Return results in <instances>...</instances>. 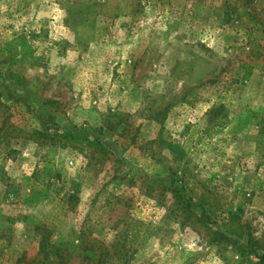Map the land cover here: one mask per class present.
Returning a JSON list of instances; mask_svg holds the SVG:
<instances>
[{
  "label": "rangeland",
  "instance_id": "1",
  "mask_svg": "<svg viewBox=\"0 0 264 264\" xmlns=\"http://www.w3.org/2000/svg\"><path fill=\"white\" fill-rule=\"evenodd\" d=\"M45 236L52 264L259 263L264 0H0V264Z\"/></svg>",
  "mask_w": 264,
  "mask_h": 264
},
{
  "label": "trees",
  "instance_id": "2",
  "mask_svg": "<svg viewBox=\"0 0 264 264\" xmlns=\"http://www.w3.org/2000/svg\"><path fill=\"white\" fill-rule=\"evenodd\" d=\"M232 226L230 225H225V233H222L220 236L223 239H228L227 234L229 235H238V231H236L235 229L231 228ZM48 237L45 236L43 237V242L41 245V250H42V254L44 256V259H41L38 263H34V264H52V262L50 261L49 258V254L45 252V245L46 243H48ZM88 264H100V261H97L96 257L93 255V257H90L89 255L86 257ZM258 264H264V256L259 257V263Z\"/></svg>",
  "mask_w": 264,
  "mask_h": 264
}]
</instances>
